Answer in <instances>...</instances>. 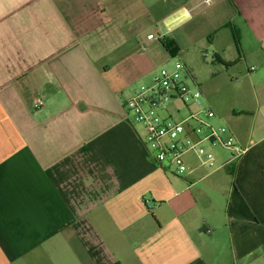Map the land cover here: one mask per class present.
<instances>
[{
  "label": "crops",
  "instance_id": "crops-1",
  "mask_svg": "<svg viewBox=\"0 0 264 264\" xmlns=\"http://www.w3.org/2000/svg\"><path fill=\"white\" fill-rule=\"evenodd\" d=\"M151 29L247 149L230 169L211 145L214 171L153 160L121 102L165 50L140 41ZM178 30L192 46L201 33L227 71L230 35L251 85L230 98L237 121ZM168 105L179 121L194 109ZM0 264H264V0H0Z\"/></svg>",
  "mask_w": 264,
  "mask_h": 264
},
{
  "label": "built area",
  "instance_id": "built-area-1",
  "mask_svg": "<svg viewBox=\"0 0 264 264\" xmlns=\"http://www.w3.org/2000/svg\"><path fill=\"white\" fill-rule=\"evenodd\" d=\"M206 5H213L215 0H202ZM151 39L155 37L150 36ZM182 63H177L173 70L161 69L149 85L137 89L128 99L121 102L134 116V120L143 128L145 141L153 160L166 171L179 175L189 172L186 155L194 153L202 166L214 167V153L206 145L231 151V161L240 159L247 149L239 146L227 127H214L209 119L215 113L203 106V94L190 83ZM193 106L189 115L180 121L170 120L160 115L167 105L174 101ZM44 104L37 100L35 107ZM211 233L210 229L205 230Z\"/></svg>",
  "mask_w": 264,
  "mask_h": 264
},
{
  "label": "rangeland",
  "instance_id": "rangeland-1",
  "mask_svg": "<svg viewBox=\"0 0 264 264\" xmlns=\"http://www.w3.org/2000/svg\"><path fill=\"white\" fill-rule=\"evenodd\" d=\"M171 24H173V19H169L166 22V25L171 27ZM186 31L184 30H178L175 32L177 37L180 40L181 48L184 51L185 54H189V57L192 59H188L189 64L193 66V68L200 74L205 75L206 78L204 80L205 84H207L208 88L211 90H214V94L216 97V100L220 103V109L224 110V113L228 116L233 117L235 121H237V117L234 115V107L235 105L232 104L230 101V98L234 94L238 93H244L247 90H251V85L249 82L242 77V75L246 74V65L243 61H238V52L237 49L234 47V45L230 43L231 38L230 35H227L226 37L221 36V45L225 46L227 50H229L230 55L233 56V58L236 60L233 63V68L230 69V67L227 69L222 63H212V57H211V51L208 49V51L204 50L205 47L209 48L208 42L206 38H202V34L198 32L194 35V38L196 39L197 43H193V46L191 45L190 38L185 34ZM148 34H152L150 36L155 37L156 40L154 42H150L152 40L150 36L147 37ZM158 33H156L155 29H151L148 33H145L140 37V41L143 42V44L148 45L151 47L153 43H160V38H156ZM165 36V35H163ZM214 36V35H213ZM171 38V36H168ZM209 38V37H208ZM213 37H210V39ZM200 40V41H199ZM162 47V46H161ZM163 49V48H162ZM186 49H189L186 51ZM203 51V53H201ZM181 56L172 57L168 54L166 49L163 51V54H160V57H157L154 61L151 63L149 62L147 64L146 71L150 73L149 76L143 81H140L138 83L139 88L143 85H150L152 83L153 77L163 68L168 70H173L176 66V64L182 63L183 61L179 60ZM183 64V63H182ZM182 73L185 75L186 69L184 68ZM225 73V74H224ZM204 77V76H203ZM169 106V105H168ZM204 106V105H203ZM160 115L164 118H169L170 120L179 121L175 118H178V116H173L174 118L167 117V112L165 110L160 111ZM215 117V116H214ZM214 117L209 119V122L214 127H227V123L225 121L217 123L216 120L213 121ZM215 155L221 156L223 158L228 157L230 155L229 150H224L222 148H212ZM186 161L192 160L194 161V154L188 153L186 155ZM199 161V162H198ZM198 162V163H197ZM189 163V162H188ZM201 164L199 159L195 158V164ZM196 164V165H197ZM217 167V166H216ZM212 168L208 171H214L215 168ZM205 168V167H204ZM202 169V171H206L205 169ZM201 172V171H200Z\"/></svg>",
  "mask_w": 264,
  "mask_h": 264
},
{
  "label": "trees",
  "instance_id": "trees-1",
  "mask_svg": "<svg viewBox=\"0 0 264 264\" xmlns=\"http://www.w3.org/2000/svg\"><path fill=\"white\" fill-rule=\"evenodd\" d=\"M160 43L166 49L169 55H171L172 57L178 56L180 48L174 39L170 37H163L160 39ZM233 163H234L233 161H230L226 163L225 166H227L228 169H230L233 166L232 165Z\"/></svg>",
  "mask_w": 264,
  "mask_h": 264
}]
</instances>
